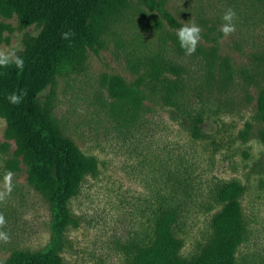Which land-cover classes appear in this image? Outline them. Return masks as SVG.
I'll list each match as a JSON object with an SVG mask.
<instances>
[{"label": "rangeland", "instance_id": "374dc122", "mask_svg": "<svg viewBox=\"0 0 264 264\" xmlns=\"http://www.w3.org/2000/svg\"><path fill=\"white\" fill-rule=\"evenodd\" d=\"M155 1L162 6L119 0L103 18L99 41L61 63L54 84L43 91L49 94L47 122L90 161L67 200L59 234L53 233L44 186L0 106V192L5 174L13 173L12 190L0 202L6 220L0 231L11 237L0 241V264L51 242L59 264H125L123 244L147 232L148 222L150 229L158 186L173 181L157 169L155 155L168 159V152L176 158L169 173L185 176L163 194L169 198L171 188L182 205L178 226L171 222L182 254L195 252L196 243L215 231L212 215L222 203L213 185L234 181L241 220L237 255L264 262V0ZM229 8L236 30L225 38L220 28ZM193 22L201 39L187 56L176 32ZM41 31L42 24H26L16 12L0 14V50L23 56ZM156 52L168 62L155 68L151 61L136 63ZM171 79L182 87L177 92L188 98L191 113H174L164 102ZM123 97L145 107L140 138L127 142L117 106ZM191 116L201 119L198 132ZM185 183L192 192H184ZM156 235L157 229L150 240Z\"/></svg>", "mask_w": 264, "mask_h": 264}, {"label": "trees", "instance_id": "16d2710c", "mask_svg": "<svg viewBox=\"0 0 264 264\" xmlns=\"http://www.w3.org/2000/svg\"><path fill=\"white\" fill-rule=\"evenodd\" d=\"M118 1L0 0V14L16 12L26 24H42L41 33L21 56L25 60L23 72H19L15 66L0 69V73L7 72L6 76L0 75V106L7 113L12 130L29 156L34 175L38 176V182L44 186L46 200L55 217L54 234L60 233L67 220V200L77 192L90 161L70 137L59 134L47 122L45 108L49 105L46 101L49 94L44 96L43 91L48 85L54 84L55 73L61 63L80 56L87 46L99 41L103 18L114 10ZM143 1L162 6L155 0ZM68 30L75 32L71 46L69 41L61 38V33ZM144 57V62L136 63L147 64L151 61L154 63L152 68H155L168 62L162 59L159 52L146 54ZM21 88L27 89L26 98L19 106L11 105L5 99L6 94ZM164 88L167 91L163 95L164 102L172 106L174 113H191L188 109V98L177 92L183 91L177 81L169 80ZM262 103L264 109V99ZM117 106L119 111H123V141H132L137 136L140 138L139 124L144 116V103L138 98L123 97L122 103H117ZM191 117L194 125L191 124L192 129L198 132L201 119ZM167 155L168 159L155 155L157 169L161 175L167 173L173 181L168 185L158 186L157 192L162 199L157 200L156 209L151 211L150 229L148 222L147 232H138L137 236L129 238L123 244L125 264H264L262 261L240 259L237 255V245L241 239V220L234 181H220L213 185V197L222 203V208L212 215L215 231L208 235L205 242L196 243L195 252L182 254L181 243L171 228V222L176 228L183 211L171 188L175 184H181L185 176L169 173L171 170L168 167L176 158L170 152ZM166 186L171 187L169 198L163 195L168 188ZM182 187L185 193L193 190L188 183ZM155 229L156 238L150 240L149 236ZM10 260L11 264H59L53 242L42 248L17 251Z\"/></svg>", "mask_w": 264, "mask_h": 264}, {"label": "clouds", "instance_id": "9594fccd", "mask_svg": "<svg viewBox=\"0 0 264 264\" xmlns=\"http://www.w3.org/2000/svg\"><path fill=\"white\" fill-rule=\"evenodd\" d=\"M235 17L236 13L233 9L229 8L224 13L222 20L224 23L221 25L220 31L223 37H228L232 35L236 30L235 25ZM201 31L202 29L195 24L194 22L191 24L182 25L176 32L179 45L181 49L184 50L185 55L190 56L193 55L196 51L197 45L201 39ZM75 37V32L72 30H68L61 33V38L63 40L69 41L71 46V41ZM11 66H15L19 72H23L25 67V60L16 54L15 51H4L0 50V69H8ZM0 75H7V72H2ZM27 96V89L21 88L15 91H12L6 94L5 99L11 104L15 106H19ZM12 172H7L4 176V188L5 190L0 192V202L4 201L6 196L10 194L12 190ZM6 225V220L3 214H0V229H3ZM10 235L5 231H0V241L4 243L10 242Z\"/></svg>", "mask_w": 264, "mask_h": 264}]
</instances>
